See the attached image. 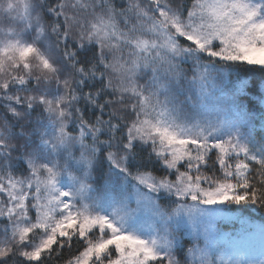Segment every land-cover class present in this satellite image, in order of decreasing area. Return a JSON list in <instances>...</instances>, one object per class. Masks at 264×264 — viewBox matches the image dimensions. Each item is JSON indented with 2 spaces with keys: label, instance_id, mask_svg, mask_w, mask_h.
I'll return each mask as SVG.
<instances>
[{
  "label": "snow or ice",
  "instance_id": "snow-or-ice-1",
  "mask_svg": "<svg viewBox=\"0 0 264 264\" xmlns=\"http://www.w3.org/2000/svg\"><path fill=\"white\" fill-rule=\"evenodd\" d=\"M0 264H264V0H0Z\"/></svg>",
  "mask_w": 264,
  "mask_h": 264
}]
</instances>
